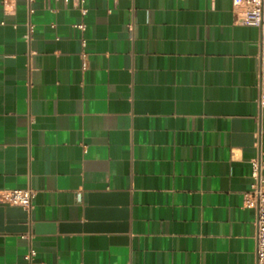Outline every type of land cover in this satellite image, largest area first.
<instances>
[{"label": "crops", "instance_id": "1", "mask_svg": "<svg viewBox=\"0 0 264 264\" xmlns=\"http://www.w3.org/2000/svg\"><path fill=\"white\" fill-rule=\"evenodd\" d=\"M85 9L0 0V199L34 193L0 264H256L260 30L232 0Z\"/></svg>", "mask_w": 264, "mask_h": 264}, {"label": "built area", "instance_id": "2", "mask_svg": "<svg viewBox=\"0 0 264 264\" xmlns=\"http://www.w3.org/2000/svg\"><path fill=\"white\" fill-rule=\"evenodd\" d=\"M16 2L19 0H1ZM31 6L34 0H24ZM69 1V0H65ZM81 8L83 14H86L85 4L87 0H74ZM232 5L240 16V22L243 25L258 28L261 32L259 43V62H260V95L259 104L264 107V0H232ZM31 12V9H30ZM83 29L84 26H78ZM32 33V28L29 30L27 38L29 39ZM264 153H261L258 158L251 162V177L253 179L252 190L246 197V204L257 212V251L256 264H264V180L262 171L264 169ZM34 193L31 189L25 190H10L5 191L1 195L0 204L9 205L15 208H21L28 212L32 209ZM34 251L26 257L29 264L33 263Z\"/></svg>", "mask_w": 264, "mask_h": 264}, {"label": "water", "instance_id": "3", "mask_svg": "<svg viewBox=\"0 0 264 264\" xmlns=\"http://www.w3.org/2000/svg\"><path fill=\"white\" fill-rule=\"evenodd\" d=\"M18 223L22 225V228L18 231L26 232L28 230V212L21 208L0 204V228L5 224L9 227V230H14ZM62 231L64 230L61 229Z\"/></svg>", "mask_w": 264, "mask_h": 264}]
</instances>
